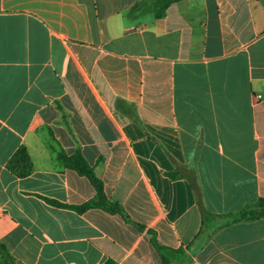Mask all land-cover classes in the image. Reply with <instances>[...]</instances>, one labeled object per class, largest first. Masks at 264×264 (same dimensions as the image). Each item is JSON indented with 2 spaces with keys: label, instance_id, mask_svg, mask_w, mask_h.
<instances>
[{
  "label": "crops",
  "instance_id": "crops-1",
  "mask_svg": "<svg viewBox=\"0 0 264 264\" xmlns=\"http://www.w3.org/2000/svg\"><path fill=\"white\" fill-rule=\"evenodd\" d=\"M156 9L0 0V241L15 264H264V217L202 226L189 179L169 177L193 167L213 214L264 197V0ZM19 146L24 177L6 167ZM59 153L80 154L125 217L72 208L96 191Z\"/></svg>",
  "mask_w": 264,
  "mask_h": 264
},
{
  "label": "trees",
  "instance_id": "trees-1",
  "mask_svg": "<svg viewBox=\"0 0 264 264\" xmlns=\"http://www.w3.org/2000/svg\"><path fill=\"white\" fill-rule=\"evenodd\" d=\"M174 1L176 0H156L157 9L155 10V16L156 17L162 16L165 8ZM134 9H136V5L132 8V10ZM131 116L134 119H136V117L133 114H131ZM57 157L61 161V163H63L65 166L74 169L79 174L87 177L96 191L95 197L93 199L81 205L71 206L72 208L78 211H82L87 208L98 207L111 214L116 213L121 215L122 217H125L121 206L118 205L117 203L110 201L105 197L100 180L95 176L92 169L88 166V164L85 162V160L80 154H75L73 156L68 157L62 153H59ZM173 164H174V170L169 173V177L172 179L186 177L187 179H189V181L193 185V188L195 189L197 203L201 212L202 226H204L206 220L209 218L222 219L223 223L218 225L220 227L233 222L249 221L264 217V197H259L254 203L246 204L239 211L234 213L232 212H228L224 214L210 213L202 205L199 187L196 183L194 168L180 165L177 162H173ZM6 167L12 172H14L18 177H24L31 172L32 170L31 160L24 146H19L16 148V150L8 158L6 162ZM202 226L200 229L201 232L203 230ZM151 243L158 251H160L163 248L156 242L154 238L151 240ZM179 251L180 250H177L176 252ZM174 261L175 260L173 258H169L161 253V264H173ZM181 261L182 262L186 261V257H184ZM0 264H15L14 258L10 255V252L8 251L4 243L1 241H0Z\"/></svg>",
  "mask_w": 264,
  "mask_h": 264
}]
</instances>
